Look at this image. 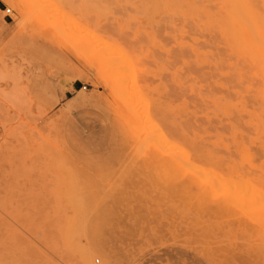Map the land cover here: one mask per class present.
<instances>
[{
  "label": "rangeland",
  "instance_id": "374dc122",
  "mask_svg": "<svg viewBox=\"0 0 264 264\" xmlns=\"http://www.w3.org/2000/svg\"><path fill=\"white\" fill-rule=\"evenodd\" d=\"M33 1L0 0V264H264L256 226L203 196L173 158L178 144L199 165L244 166L246 148L264 168V133L250 118L264 116V100L236 72L228 2ZM249 1L264 18V0ZM61 24L132 65L111 83Z\"/></svg>",
  "mask_w": 264,
  "mask_h": 264
},
{
  "label": "bare ground",
  "instance_id": "6f19581e",
  "mask_svg": "<svg viewBox=\"0 0 264 264\" xmlns=\"http://www.w3.org/2000/svg\"><path fill=\"white\" fill-rule=\"evenodd\" d=\"M6 1V0H5ZM48 1V0H47ZM226 2H228L229 6H230V11L232 13V18H231V23H232V26H231V31H230V37H231V40H232V43L234 44V47H236V49H238V51H240L242 54H243V57L242 59L239 58V60H242L241 63L242 64H239V62L237 63L238 65H241L243 67L241 68H237L236 69V72L238 74V76H242V75H249L254 81L257 82V84L255 85L254 82L252 83V85L256 86V89L254 92H256V95L258 98H260L261 100H264V18H261V16L259 15L258 11L255 10V8L252 6V4L250 3L249 0H224ZM34 2V5H37L35 3V1L31 0V3ZM70 2V1H69ZM83 2V1H82ZM213 2V1H212ZM11 3V2H10ZM29 2H27V0H19V4L18 5H29L28 4ZM71 3V2H70ZM214 3V2H213ZM74 4V3H73ZM33 6V4H32ZM47 7H43L41 6V14L44 12L45 14L47 13L46 12V9L48 8V5H46ZM52 6V5H51ZM215 6V5H214ZM213 6V7H214ZM34 8H36L37 10V7L34 6ZM52 8V7H51ZM215 8V7H214ZM33 9V8H32ZM54 9V8H53ZM78 9V8H77ZM55 10H58V9H55ZM62 10V9H61ZM116 10V9H114ZM38 11V10H37ZM52 10L49 9V12H51ZM63 11V10H62ZM74 11V10H73ZM48 12V13H49ZM53 12V11H52ZM57 13L59 12L56 11ZM78 12V11H77ZM39 13V12H38ZM116 13V12H115ZM201 14V13H200ZM120 15V14H119ZM43 17V14L40 15ZM62 16V15H60ZM64 16V15H63ZM68 16V15H67ZM202 16V14H201ZM51 18V17H50ZM53 18V17H52ZM60 18V17H59ZM90 18V17H89ZM51 20V19H50ZM91 20V19H88V21ZM186 20V19H185ZM62 21V20H61ZM182 21V20H181ZM70 24V22H69ZM90 24H92V22L90 21ZM66 25V23H65ZM75 26V25H74ZM74 26H70L68 25V27H64L62 24L61 25H55L54 28H56L57 30H61L64 34H66L68 36L69 39H72L74 41H78L79 43H82L83 45H86V46H89L91 52L94 54L95 56V59L97 61V64H98V68L101 72V74L103 75L104 78L108 79L111 83H115L117 82V79L120 78V75L124 72V70L130 66L131 63H129L127 61V57L124 56V54L122 55L121 53L117 52L116 51V47H114L111 43L109 42H105V40L102 41L96 36L94 35V33L92 34L91 37H95L96 36V39L92 38L93 40H95V42L99 44H95L93 43L92 44V40L90 39L91 37L87 34H91L90 30L86 33L82 28V33L85 32L86 34H82V35H76L77 31L75 30L76 27ZM78 26V25H77ZM91 26V25H90ZM93 26V25H92ZM91 26V27H92ZM192 25H190L191 27ZM194 27V25H193ZM192 27V28H193ZM99 28V27H98ZM216 28V27H215ZM103 29V28H102ZM105 29V28H104ZM167 29V28H166ZM87 30V29H86ZM100 30V28H99ZM168 30V29H167ZM170 30V29H169ZM192 30H195V28H193ZM214 30V29H213ZM217 30V29H216ZM215 30V32H216ZM79 31V30H78ZM80 31V32H81ZM173 31V30H172ZM103 32V31H102ZM176 32V31H175ZM58 33V32H57ZM104 33V32H103ZM172 33V32H171ZM201 33V32H200ZM218 33V30L216 32V34ZM79 34V33H77ZM106 34V33H105ZM178 34V32H177ZM192 34H196V31L195 33H192ZM83 35L87 36V37H90L89 39L91 41H89L88 39H86L85 37H83ZM107 35V34H106ZM203 35V34H202ZM205 35V33H204ZM110 36V35H109ZM108 36V37H109ZM199 36V34H198ZM206 36V35H205ZM63 37V36H62ZM201 37V36H200ZM203 37V36H202ZM207 37V36H206ZM211 38H214V36L212 35ZM217 38L218 39H215L216 40H219V35H217ZM99 39V40H97ZM116 39V38H115ZM66 40V39H65ZM165 40V39H164ZM169 40V39H168ZM172 40V39H171ZM118 41H120V39H118ZM94 42V41H93ZM101 42V43H100ZM212 41L210 40V43ZM169 43V42H168ZM166 42V45L168 44ZM201 43V42H200ZM199 43V44H200ZM203 43H206L205 41L202 42ZM221 43V42H220ZM120 44V43H119ZM175 44V43H174ZM198 44V45H199ZM207 44V43H206ZM205 44V45H206ZM223 44V43H222ZM170 45V44H169ZM205 45H203L202 48L205 47ZM209 45V43L207 44V46ZM202 46V45H201ZM210 46V45H209ZM208 46V47H209ZM213 46V45H211ZM75 47V46H74ZM78 47V46H77ZM76 47V48H77ZM125 47V45H124ZM201 48V47H200ZM211 48V47H210ZM214 48V46H213ZM213 48H212V51H213ZM218 48V47H217ZM173 49V48H172ZM205 49V48H204ZM225 49V48H224ZM222 49V52L221 50L219 52L221 53H224ZM182 50V49H181ZM80 51V50H79ZM174 51H177V50H174ZM184 53L187 55L186 51L185 52V49L183 50ZM208 52V51H207ZM206 52V53H207ZM81 54V53H80ZM176 54V53H175ZM182 54V53H181ZM174 55V54H173ZM177 55V54H176ZM175 55V56H176ZM215 54H213L214 56ZM224 55V54H222ZM188 56V55H187ZM194 56V55H193ZM207 56V55H206ZM216 56V55H215ZM219 56V55H218ZM224 60L226 59V55H224ZM85 57V56H84ZM181 57L184 58L183 55H181ZM186 57V56H185ZM208 57H211V56H208ZM229 57V60L230 59H234V56L231 57V54L228 56ZM231 57V58H230ZM86 58V57H85ZM179 58V57H178ZM187 58V57H186ZM192 58V57H191ZM217 58V56H216ZM219 58V57H218ZM217 58V59H218ZM222 58V57H221ZM212 61H214V58H211ZM223 59V58H222ZM201 60V59H200ZM180 61V60H178ZM194 61V60H193ZM226 61V60H225ZM223 61V62H225ZM217 62V61H216ZM221 62V61H220ZM221 62L220 66L218 65L219 63H217V68L219 66V70L221 71H224L225 69H227V65L226 63H223ZM177 63V62H176ZM191 63H194L192 62L191 60ZM201 63V62H200ZM223 63V66H225L224 70H223V67L221 66ZM132 65V64H131ZM207 67H204V65H202V68H208V65H206ZM173 67V66H172ZM222 67V68H221ZM184 68V67H183ZM199 68V67H198ZM221 68V69H220ZM232 69L234 67H231ZM190 68H188L189 70ZM210 69H211V76L213 77V74L214 76H216L215 74L217 73H214V67L211 68L210 66ZM230 69V71L232 70ZM187 70V68L185 69ZM233 71V70H232ZM199 72V71H197ZM204 73L207 74V72L204 71ZM209 73V72H208ZM213 73V74H212ZM205 74V75H206ZM229 74H231L229 72ZM234 74V72H233ZM233 74L229 75V76H233ZM218 75V74H217ZM235 76L236 74H234V78H231L230 77V80L232 81L231 83L234 82L235 80ZM248 76V77H249ZM247 77V78H248ZM205 80H208L209 81V86L212 84V82L207 79L209 77H203ZM201 77V79H203ZM216 77H214L213 79H215ZM225 78H229L228 76H226ZM249 78V79H251ZM233 79V80H232ZM245 79V78H244ZM256 79V80H255ZM202 82L206 83V81L204 80H201ZM200 81V82H201ZM188 82V81H187ZM211 82V84H210ZM228 82V84L226 83ZM229 80H226L225 83L227 85H229ZM255 82V83H256ZM242 83V82H241ZM235 82H234V85L231 86L234 87L235 86ZM238 84V83H237ZM236 84V85H237ZM206 85V84H205ZM204 85V86H205ZM244 85V84H243ZM250 85H251V82H250ZM228 87V89H230V87ZM208 87V86H206ZM205 87V88H206ZM215 88V86H213V84L211 85V88ZM238 89L240 88L239 86H236ZM246 87V86H245ZM253 87V86H252ZM255 88V87H254ZM207 89V88H206ZM228 89L224 90V94L226 95V98H228L227 96L229 97H233V94H229L230 90L228 91ZM235 89V87H234ZM243 89V86H242V91H244ZM172 90V89H170ZM236 90V89H235ZM191 91V90H190ZM228 91L227 95L226 92ZM241 91V92H242ZM251 91V90H249ZM206 92V90H205ZM203 90H201V93L205 94ZM213 92H217V90L215 89V91H212L211 89V93H210V97H212V93ZM223 92V91H222ZM234 92V91H233ZM232 92V93H233ZM240 92V91H239ZM246 92V90L244 91ZM254 92H251V93H254ZM218 93V92H217ZM248 93V91H247ZM251 93H249L251 95ZM201 94V95H202ZM207 94H209L207 92ZM255 94V93H254ZM172 95V94H171ZM216 95V94H215ZM214 95V96H215ZM237 95V94H235ZM241 95V94H240ZM246 95V94H245ZM244 95V96H245ZM174 96V95H173ZM243 96V97H244ZM247 96V95H246ZM253 96V95H252ZM217 98V97H216ZM220 99H222V96L219 97ZM254 98V97H253ZM233 100V99H232ZM259 99H257L258 101ZM216 101V100H215ZM235 101V100H234ZM253 101V99H252ZM254 101L256 102L255 98H254ZM227 102V101H225ZM254 102V103H255ZM223 103V101L221 102ZM220 103V104H221ZM260 100L258 102V104H260ZM218 104V103H217ZM249 105V103H247ZM250 104H252L250 102ZM247 105V108H249ZM257 103L254 105L256 106ZM205 106V105H204ZM252 106V105H251ZM189 107V105H188ZM200 107V105H199ZM213 106H210L209 108H211ZM70 108V107H68ZM201 108V107H200ZM224 108V107H222ZM261 109L260 106L256 107V110L257 109ZM215 110V108H214ZM203 111V110H202ZM216 111V110H215ZM223 111V110H222ZM260 111V110H258ZM219 112V111H218ZM221 112V111H220ZM228 112V111H227ZM223 113V112H222ZM234 116L237 115L236 112L233 111ZM213 115V114H211ZM224 115V114H223ZM226 115V114H225ZM245 115V114H244ZM248 116V114H246ZM251 115V119L254 120V122L256 123V125L258 126V128L260 127L261 128V132L264 133V120L262 119V117L264 116H260L259 113H256V112H251L250 113ZM234 116L232 118H234ZM239 116V115H238ZM240 116L242 117V114H240ZM246 117V116H245ZM237 118V117H236ZM243 118V117H242ZM230 119V118H229ZM240 119L239 117L237 118V120ZM232 120L234 123H235V120L233 119H230ZM204 121V120H203ZM239 121V125L237 123V129L239 128V126L241 127L242 125L240 123H242V119L238 120ZM237 122V121H236ZM188 123V122H187ZM209 123V122H208ZM245 123V122H244ZM193 124V123H192ZM214 124V123H213ZM223 124V123H222ZM243 124V123H242ZM246 124V123H245ZM188 126V124H187ZM202 126V124H201ZM205 126V125H204ZM247 126V125H246ZM255 126V125H254ZM190 127H191V123H190ZM194 127V126H193ZM227 127V126H226ZM235 127V128H236ZM243 127V126H242ZM207 128V127H206ZM229 129V128H228ZM240 129V128H239ZM218 130V129H217ZM243 130V129H242ZM248 130V129H247ZM258 130V129H257ZM238 131V130H237ZM217 131H215L216 133ZM221 132V131H220ZM229 132V131H228ZM236 132V131H235ZM244 132V131H243ZM249 132V131H248ZM189 133H191L189 131ZM210 133H213L210 131ZM213 133V134H215ZM227 133V131L225 132ZM250 133L251 135H254L253 133V129L251 130L250 129ZM253 133V134H252ZM257 133V132H256ZM222 134V132H221ZM224 134V133H223ZM227 134H230V133H227ZM225 134V135H227ZM258 134V133H257ZM224 135V136H225ZM247 137L249 134H246ZM245 135V136H246ZM224 136H222L224 138ZM247 137L245 139H247ZM163 138L165 139V136H163ZM227 138V137H226ZM230 139V138H228ZM232 139V138H231ZM230 139V140H231ZM244 139V140H245ZM234 140V139H233ZM165 140H163V142H165ZM227 141V140H226ZM248 141V139L246 140V142ZM256 143V142H255ZM172 144V143H171ZM249 144V142L247 143ZM170 145V144H169ZM168 145V146H169ZM177 146L176 147H180L178 150H175L176 152H174L173 154V158L175 160V162L177 163V166L178 168L180 169V171H182L183 174L185 175H188L191 180L193 182H195L201 193L203 194V196H205L206 198H209L212 200H215L216 202L219 203L220 206L226 208V209H233L235 210L237 213H239V215H241L242 217H244L245 219H247L248 221L252 222L255 226H256V229H257V232L258 234L264 239V168H258L256 169L255 168V165L253 164L252 162V158H251V155L248 151V149L246 148H243L240 152V157H241V160H242V163H246L240 166L238 165H235V164H232V165H228L226 166L225 168H217V167H214V166H204V165H199L195 160L194 158L192 157V154L190 153V151L185 148V147H181V146H178V144H176ZM233 145V144H232ZM166 145H163L162 147H165ZM171 146V145H170ZM161 147V150H163V148ZM167 147V146H166ZM235 147V146H234ZM250 147V146H249ZM252 148H253V145H252ZM165 149V148H164ZM258 151H259V147L256 148ZM171 150H173V147L171 148ZM220 150V149H219ZM250 151L252 150L251 147L249 149ZM257 150H254V153L257 152ZM166 151V149H165ZM253 151V150H252ZM169 152V151H168ZM220 152V151H219ZM233 152V151H232ZM253 153V154H254ZM261 153L262 150H261ZM233 155L235 156L234 158H237L236 155L234 152H233ZM259 155V154H258ZM263 155V154H262ZM261 155V156H262ZM255 162H257L259 159V156H257L255 154ZM264 157V156H263ZM262 157V158H263ZM239 158V157H238ZM237 158V160H239ZM258 160H257V159ZM236 160V159H235ZM253 160V161H254ZM259 162V161H258ZM248 166V168H246L245 166ZM258 171V172H257ZM199 218V217H198ZM205 219V218H204ZM186 226V225H185ZM85 253L87 255L90 254V251L89 250H86ZM84 264H90L88 262H85Z\"/></svg>",
  "mask_w": 264,
  "mask_h": 264
},
{
  "label": "built area",
  "instance_id": "2783aa9c",
  "mask_svg": "<svg viewBox=\"0 0 264 264\" xmlns=\"http://www.w3.org/2000/svg\"><path fill=\"white\" fill-rule=\"evenodd\" d=\"M9 12H10V9H9V8H6V9H5V13H6V14H9Z\"/></svg>",
  "mask_w": 264,
  "mask_h": 264
}]
</instances>
